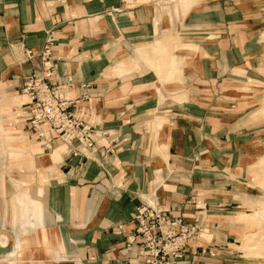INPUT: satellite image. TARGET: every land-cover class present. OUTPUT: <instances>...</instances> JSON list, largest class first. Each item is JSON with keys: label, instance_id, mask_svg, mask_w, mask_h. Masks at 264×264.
<instances>
[{"label": "crops", "instance_id": "0c3cea01", "mask_svg": "<svg viewBox=\"0 0 264 264\" xmlns=\"http://www.w3.org/2000/svg\"><path fill=\"white\" fill-rule=\"evenodd\" d=\"M152 2L0 0V264L16 254L18 239L26 246L20 255L43 264L63 255L65 264H147L126 240L137 209L153 197L170 216L201 228L182 264H239L229 247L231 225L240 222L230 210L241 202L231 176L256 158L253 149L264 150L256 121L264 119V14L204 0L183 27L159 18ZM198 2L175 8L185 14ZM183 31L181 44L176 33ZM49 38L52 78L72 77L73 98L88 86L89 101L76 104V116L104 134L96 154L74 156L47 132L48 150L29 125L24 79L40 73L36 55ZM136 52L171 78L161 105L149 82L158 85L156 75L145 72L136 85L115 76L124 66L112 70L132 65ZM180 75L183 86L175 88ZM104 147L110 154L102 157Z\"/></svg>", "mask_w": 264, "mask_h": 264}, {"label": "built area", "instance_id": "2783aa9c", "mask_svg": "<svg viewBox=\"0 0 264 264\" xmlns=\"http://www.w3.org/2000/svg\"><path fill=\"white\" fill-rule=\"evenodd\" d=\"M53 42V38H49L36 55L40 73L24 79L22 93L29 102V125L48 150L51 143L46 142L47 132L51 140L61 141L74 156L83 155L85 151L96 154L101 147L98 140L104 134L76 116V104L89 101L88 86H81L79 96L73 98L69 95L75 86L72 77L62 82L52 78V74H56L52 64ZM27 57L31 60L35 55L29 51ZM108 154L110 148L104 147L101 156ZM130 224L133 233L127 237L126 247L132 250L137 245L139 257L147 264H182L190 242L201 231L198 222L187 223L182 218L170 216L155 197L137 209Z\"/></svg>", "mask_w": 264, "mask_h": 264}, {"label": "rangeland", "instance_id": "374dc122", "mask_svg": "<svg viewBox=\"0 0 264 264\" xmlns=\"http://www.w3.org/2000/svg\"><path fill=\"white\" fill-rule=\"evenodd\" d=\"M187 0H153L152 7L156 9L159 13H161L159 18L163 17L168 19L169 23L172 24L173 19L176 18L179 21V24L184 27V24L186 23V20L188 18V15H190L193 11H199L201 4L204 2V0H199L198 4L193 6L189 10V12L183 14V9L180 7L179 11L175 8L177 4L180 3V5L183 4ZM194 4L196 0H193ZM221 1H227L229 3H235V7L239 10H241L244 13L252 12L254 15H261L264 14V0H221ZM181 9V10H180ZM184 29V28H183ZM189 32H180L176 33L177 41H179L181 44H183V40L187 38V34ZM186 36V37H185ZM163 38L166 36H162ZM161 39V38H160ZM177 49H174L173 52H176ZM196 51V49L194 48ZM182 51V50H181ZM148 54H151L149 52H146ZM155 59H159L160 57L155 56ZM132 62V65L126 62H121L117 67H115L113 72L118 71L120 68V65L123 67L124 70L122 75H115L118 76L121 80L120 81H132L135 82L137 85V81L135 80L136 77L139 75L146 73H149V76L158 78V85H154V80L149 81L152 82L150 84V87H156L158 92V98L160 105L164 103L165 96L162 94V92L169 93L170 86V79L171 78H163L161 74L156 73L155 69L153 67H150V65L140 57V55L136 52L134 54V57L130 60ZM179 62V70L182 74V62L180 60H177ZM157 63V62H156ZM155 63V64H156ZM153 64V63H152ZM179 73V72H178ZM159 74V75H158ZM264 75V73H262ZM176 75V74H175ZM124 77L126 78L124 80ZM174 77V76H173ZM168 80L166 83L162 82ZM176 80V79H175ZM178 83H175V88H181L182 81H181V75L176 80ZM181 90V89H180ZM137 96V95H136ZM136 96H132L131 102L135 103L137 102ZM154 98V97H152ZM262 104V102H261ZM264 113V107L261 111V114ZM261 125L259 128L260 133H264V119L256 120ZM253 153H256V158L254 159H245L243 161L242 168L235 170L234 174H232V179H237V182L232 187L237 189V191L240 194V205L238 207H235L234 209H231L236 216V214H239L238 219L240 222L236 221V217L234 218V222L231 232H232V244L229 246L230 251L235 252L238 257L239 264H264V255H260L258 246L253 243V236L254 238H258L260 241L263 242V248H264V150H262L260 147L256 150L253 149ZM250 155V150L249 154ZM236 173V174H235ZM252 215L250 219V224L246 221V218ZM246 217V218H245ZM235 223L237 225H235ZM26 224H20L19 225V232L26 236ZM35 228V226H34ZM236 233V237H235ZM237 238V239H236ZM237 242V245H240L239 247H235V240ZM18 245H16V254L12 255H6L3 257V264H37V263H31L33 262V259H27L24 257V255H20L21 252H24L25 250L23 248L21 240H17ZM242 241V243H240ZM248 241L250 242L248 244ZM3 245L7 247L8 241L4 240ZM23 247V248H22ZM28 247V245H27ZM42 247V246H41ZM22 248V249H21ZM63 254V253H62ZM62 259L57 264H65L68 263L69 257H66L65 255L60 256ZM54 260V259H53ZM52 260V262H53ZM31 261V262H28ZM43 264V261L42 263ZM45 264H49L48 262H45Z\"/></svg>", "mask_w": 264, "mask_h": 264}, {"label": "bare ground", "instance_id": "6f19581e", "mask_svg": "<svg viewBox=\"0 0 264 264\" xmlns=\"http://www.w3.org/2000/svg\"><path fill=\"white\" fill-rule=\"evenodd\" d=\"M84 154V156L85 157H87V154H91V153H89V152H87V151H85V152H83ZM38 206V205H37ZM35 207V206H34ZM33 207V208H34ZM33 211V210H32ZM34 221H36V224H35V228H36V230H38V229H40V227H41V225L38 223V221H39V214H38V212H37V209L35 208V220ZM37 234V240H41L39 237H41V234L42 233H40V232H37L36 233ZM57 240H58V238H57V236H55V233H53V232H50V235H49V242L51 243V244H54L55 242H57ZM251 240H253V243L254 244H256V246H258V250H259V253H260V255H264V248H263V241L261 240H259L257 237L256 238H254V236H253V239H251ZM250 242L248 241V244H249ZM24 257H26L27 259H33V262H35V263H37V264H41L42 263V257H39V256H36V255H24ZM55 258V256L52 254L51 255V257H50V262H52V260Z\"/></svg>", "mask_w": 264, "mask_h": 264}]
</instances>
